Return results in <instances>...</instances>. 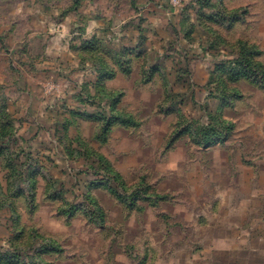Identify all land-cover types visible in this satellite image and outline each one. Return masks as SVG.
<instances>
[{"label":"rangeland","instance_id":"374dc122","mask_svg":"<svg viewBox=\"0 0 264 264\" xmlns=\"http://www.w3.org/2000/svg\"><path fill=\"white\" fill-rule=\"evenodd\" d=\"M263 251L264 0H0V264Z\"/></svg>","mask_w":264,"mask_h":264},{"label":"crops","instance_id":"0c3cea01","mask_svg":"<svg viewBox=\"0 0 264 264\" xmlns=\"http://www.w3.org/2000/svg\"><path fill=\"white\" fill-rule=\"evenodd\" d=\"M246 249L247 252L249 251L248 250V246L247 247H243V249ZM254 252L252 251L251 252V255L253 254ZM264 253V251H263ZM263 256L262 257H258L259 258V261L256 262L253 258L251 259L250 257L248 259L246 258H243V257H240V258H233V257H222V258H218L217 261L213 260V262L211 263V259H208V258H205V259H202L200 264H264V254H262Z\"/></svg>","mask_w":264,"mask_h":264},{"label":"trees","instance_id":"16d2710c","mask_svg":"<svg viewBox=\"0 0 264 264\" xmlns=\"http://www.w3.org/2000/svg\"><path fill=\"white\" fill-rule=\"evenodd\" d=\"M135 2H133V4H134ZM92 43V44H91ZM94 44V42H89V45L87 46V47H90V46H92ZM123 54H125V53H123ZM239 64L240 65V68H236V67H234L233 69L236 71V72H238V74H242V75H244V76H247V75H251L253 72L250 70V71H248V68H247V65L248 66H250V60H238V61H235L234 62V64ZM132 119V118H131ZM132 121V120H131ZM123 123H125V124H128L129 123V121H125V122H123ZM218 135H220L219 133H213L212 134V136L213 137H217ZM211 136V135H210ZM210 136H208V138H206L207 139V141L209 142V141H213L215 138H209Z\"/></svg>","mask_w":264,"mask_h":264}]
</instances>
